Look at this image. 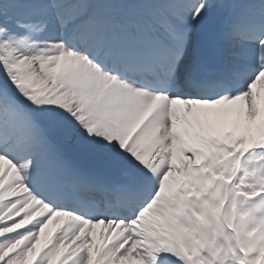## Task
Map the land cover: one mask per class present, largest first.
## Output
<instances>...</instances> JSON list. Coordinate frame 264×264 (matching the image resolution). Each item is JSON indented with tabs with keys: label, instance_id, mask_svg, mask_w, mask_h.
Wrapping results in <instances>:
<instances>
[{
	"label": "snow or ice",
	"instance_id": "6c2138e0",
	"mask_svg": "<svg viewBox=\"0 0 264 264\" xmlns=\"http://www.w3.org/2000/svg\"><path fill=\"white\" fill-rule=\"evenodd\" d=\"M0 264H264V0H0Z\"/></svg>",
	"mask_w": 264,
	"mask_h": 264
},
{
	"label": "clouds",
	"instance_id": "9594fccd",
	"mask_svg": "<svg viewBox=\"0 0 264 264\" xmlns=\"http://www.w3.org/2000/svg\"><path fill=\"white\" fill-rule=\"evenodd\" d=\"M208 235H209L210 238L217 239L219 241V243L226 244L225 237H224V235L222 233L219 234L218 236L216 235L215 227L212 230L209 231Z\"/></svg>",
	"mask_w": 264,
	"mask_h": 264
},
{
	"label": "bare ground",
	"instance_id": "6f19581e",
	"mask_svg": "<svg viewBox=\"0 0 264 264\" xmlns=\"http://www.w3.org/2000/svg\"><path fill=\"white\" fill-rule=\"evenodd\" d=\"M258 159L256 160H252V159H249V157L246 158V164L249 168H251V166L253 165V163L257 162ZM246 207H250L249 205H247Z\"/></svg>",
	"mask_w": 264,
	"mask_h": 264
}]
</instances>
